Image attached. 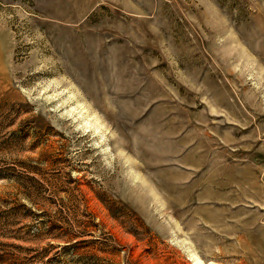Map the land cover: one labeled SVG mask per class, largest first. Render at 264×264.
Segmentation results:
<instances>
[{"label": "rangeland", "instance_id": "374dc122", "mask_svg": "<svg viewBox=\"0 0 264 264\" xmlns=\"http://www.w3.org/2000/svg\"><path fill=\"white\" fill-rule=\"evenodd\" d=\"M0 264H264V0H0Z\"/></svg>", "mask_w": 264, "mask_h": 264}, {"label": "bare ground", "instance_id": "6f19581e", "mask_svg": "<svg viewBox=\"0 0 264 264\" xmlns=\"http://www.w3.org/2000/svg\"><path fill=\"white\" fill-rule=\"evenodd\" d=\"M191 256H192L193 264H204L197 255L192 253ZM210 264H214V263H210Z\"/></svg>", "mask_w": 264, "mask_h": 264}, {"label": "trees", "instance_id": "16d2710c", "mask_svg": "<svg viewBox=\"0 0 264 264\" xmlns=\"http://www.w3.org/2000/svg\"><path fill=\"white\" fill-rule=\"evenodd\" d=\"M0 176H1V174H0Z\"/></svg>", "mask_w": 264, "mask_h": 264}]
</instances>
